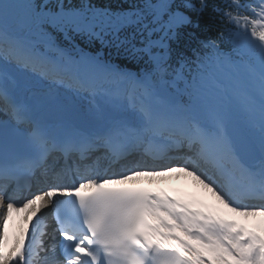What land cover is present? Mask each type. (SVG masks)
<instances>
[{"label":"snow or ice","instance_id":"6c2138e0","mask_svg":"<svg viewBox=\"0 0 264 264\" xmlns=\"http://www.w3.org/2000/svg\"><path fill=\"white\" fill-rule=\"evenodd\" d=\"M208 9L0 0V264H264V0Z\"/></svg>","mask_w":264,"mask_h":264},{"label":"trees","instance_id":"16d2710c","mask_svg":"<svg viewBox=\"0 0 264 264\" xmlns=\"http://www.w3.org/2000/svg\"><path fill=\"white\" fill-rule=\"evenodd\" d=\"M99 2L104 3V4H109L112 6H118L121 2V0H99ZM221 0H209V9L204 13L203 16H195L194 15V22H199L200 23V28L196 29V34L199 37V39H206L209 36H216L217 33L214 30V28L208 26V14L211 12V7L214 4L220 3ZM243 2L247 3L248 0H243ZM225 29H230L232 28V25H225ZM186 32H191L192 29H186ZM217 43H219L221 46H224L223 43V38L218 39ZM188 47L186 48V52L188 55H193L194 52L193 50L198 46V42L196 40H188L187 41ZM83 46V45H82ZM88 49L96 52L97 50H100L105 58L112 59L117 63H120L123 61L122 56H118L116 54V50L114 48H102V46L99 44V42L93 43L88 46Z\"/></svg>","mask_w":264,"mask_h":264},{"label":"bare ground","instance_id":"6f19581e","mask_svg":"<svg viewBox=\"0 0 264 264\" xmlns=\"http://www.w3.org/2000/svg\"><path fill=\"white\" fill-rule=\"evenodd\" d=\"M85 102H86V101H85ZM82 103H83V102H82ZM85 104H87V103H85ZM172 174H174V176H176V175H182V174H180V173H179V174H177V173H172ZM172 174H169V175H167V176H171ZM155 179H157V178H155ZM185 196H188L187 192H185ZM195 197H196V196H195ZM197 197H203V196H199V195H197ZM208 202L211 203L210 200H208ZM46 220H49V219H46Z\"/></svg>","mask_w":264,"mask_h":264}]
</instances>
